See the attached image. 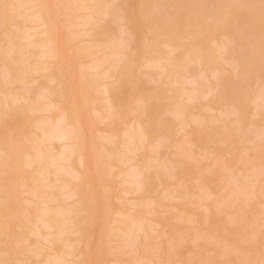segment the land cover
<instances>
[{
    "label": "rangeland",
    "instance_id": "1",
    "mask_svg": "<svg viewBox=\"0 0 264 264\" xmlns=\"http://www.w3.org/2000/svg\"><path fill=\"white\" fill-rule=\"evenodd\" d=\"M138 1L139 0H123L121 5H119L118 2L116 3V1H113V2L110 1L108 6H107V9L109 10L108 16H106L102 20L96 19L97 24H96V26H94L96 28H92L95 30H92L93 31L92 33H87V34H88V36L91 35L90 37L95 39L96 40L95 42H98L100 45H105V44L115 45V44L121 43V41L124 40V43L123 44L121 43V44L123 45V47H126L128 43L125 44L126 43L125 39L126 40L130 39V41L132 39L133 45L137 46L136 50L134 52H132L131 54L129 53L130 52L129 50H128V53H125V54H127V56L129 54V58L124 55V57L122 56L120 58V60H119L120 62H118V64L116 63V60L114 62L118 66V70L121 73L120 75L121 76L123 75L122 76V83L123 84L121 83L120 84L121 86L119 85L117 90L113 94V97H115V101H111V100L110 101L113 102V104H114V110L117 108L116 112L120 113V111H121L120 114H122V118L120 117V119L117 121L118 123L116 122V124L113 125L112 123H109L108 120H104L105 122H103V120L101 121L100 117L99 116L97 117L98 114L91 111V115L94 118L91 119L92 120V128L90 130L91 131L90 134L94 135L92 140L94 139L96 141V144H93L91 146L92 147L91 151H93V147L94 148L96 147L97 151L99 150L97 153H100V155L98 154L99 156L97 155L98 156L97 158H99L101 156V158H99V159L102 161L99 160L98 163L100 162V166H104L103 168H105L106 170L109 171V169H111L109 167H111L112 164H116L117 161L119 163V160L116 161L115 160L116 158L113 155L114 152L116 151V149L117 150L121 149L120 151H122V152H120L119 150L118 151L122 154V153H124L123 149L125 150L126 147L132 148V147H135L136 145H138V146L140 145L139 144L140 141H137V139H135V141H131L132 143L135 142L133 145H130V143L128 145V143L126 142V139L124 137L122 138L121 135L119 136L118 134H120V132L122 133V132L127 131V130H124V129H127V126H129V128H128L129 132L131 131L130 134L131 133L135 134L133 129L138 130V128L135 127L136 125H134V124H136V121L138 120V123H141V122L144 123V121H148V123L145 124V126H146L145 130L147 132V135H146V140L143 143V147L145 146L143 148V150L141 148L140 152L137 150V151H135V152L133 151L131 153H129L128 150H125V153H126V151H128V153H127L128 157H126L127 155L124 153L125 156H123V157H126V159L125 158L124 159L126 160V162L128 161L127 159H130L129 161L132 160L133 162H130L129 165L123 164L124 167L123 166L121 167V165L118 164L121 167L122 173H123V171L125 173L126 172L127 173H134V172L139 171V174H140L139 179L141 178L140 179V185L142 186V190L140 192L139 191L136 192L137 194L136 193L131 194V192L125 194V191H124V193H122V191L125 190L126 187H128L129 185L125 187V185L122 184L123 185L122 186L120 184L121 178H119V177H121V176L117 177V174H118L117 170L111 169L112 172L110 171L111 172V174H110L109 172H106L105 169H103L102 167H99L100 171L104 170V171H102L103 173L110 174L108 176L107 174L105 175L102 173L103 176L104 175L105 176L104 177L102 175L100 176V178L102 177L101 178L102 180H104L103 178H105L104 183H107L108 186H110V190L108 189L109 193H104V194H110L109 199L107 200V198H106V201H108L109 204L111 205L110 207L112 210L110 212H112V213L108 212L110 216L107 214L109 217L106 216L107 218H105V220H107L108 218H109L108 221H111L112 219H114L116 217L114 215L115 213L122 214V216L118 217L119 218L118 220H120L121 223H123V224H121L119 221H118L119 224H118V222H116L117 224L116 223L113 224L114 227H115V224L119 225L118 227H120L119 229H121V231H119V229H118V232L116 230H114L115 232L112 230L113 231L112 232V231H110V228L112 229L113 226L109 227V226H111V224H109V222L104 223L106 221L102 222V220H101V217H103L102 215L104 214L103 211H101L103 213L101 215V217L96 218L97 213H98V216H100L99 215V208L100 207L98 209H96L97 208L96 206H94V207H96L95 209H94V207H92L93 204H96L95 203L96 199L93 198L92 195L96 194V192H97V189H96L97 187H95L97 182H96V184L92 183L91 185H87V186L83 185V181L79 182V185H80L79 189L81 191H85V194H87L86 192L89 191V190L86 191L85 187H88L87 189H89L91 187V189H90V191L92 192L91 197L94 200H93L92 206H88V207H92L93 210H96L97 212H94L93 210H91V208H89V210H91V212L95 214L94 216L92 215V217H95V218L90 219L92 217H90L91 214H90V211L88 209H87V211L89 212V214L87 215V212L79 210L80 208L82 209L84 207L75 203V201H74L75 199L73 200L70 198L71 200H69V198L66 197V194L70 190V187H66V188L62 187V190H61L62 192H60V187L62 186V183L65 182L66 178H67L68 180L66 181V183H63L64 184L63 186H65V184H68L67 182H70L71 177L68 175H65V176H67V177H65L62 174L63 176L60 177V180H59L60 182H59V181H55V177L52 173L49 174L48 176H46L45 183L46 182L48 183V179H49L48 185L52 186V184H53V190L56 192H59L57 194H58V203L61 204L60 207L61 208L63 207V209H65V210L67 208L70 210H74V212L76 213V217L81 220L80 221L78 219L79 220L78 222H80V224L78 226H76V225L70 226L71 224L68 226V224L70 223L69 218H67V216H65L66 220L64 221V219H61L59 217L58 221L61 219V222L59 224L60 228H61V234L63 232L64 233L62 235H60L61 236L60 238L62 240L59 241L60 238L58 236L59 239L55 240L52 248L55 249L56 247H54V246H57L58 244H60L57 246L58 249H60L64 243L67 244L71 240V243H73V249H72L73 252L69 251V248L67 250L66 247H65V249L61 248L60 252L57 248H56V250H54V249H50V250L43 249L41 255L38 256L39 258L36 257L37 255H35V257H34V254H35L34 250L36 251L37 249L41 248V244H39L37 241H35V237L30 235L31 233L27 234V232H26V234L25 233L23 234V238H25V239H22L23 241L21 240L22 243H19L20 241L18 242L20 245L15 242L13 247L10 248V246L8 247V244L10 241V238L8 237V233L11 232V233L17 234L18 232H20V229L18 227L14 226L15 222H13V226L11 225L9 232H7L3 235L0 234V250L2 249L0 251L1 257H3V259H5V260L7 258L10 259L12 264H18L19 262H17V261H19V260L23 262V263L21 262L22 264H25V263L26 264H38L37 262H41L43 259L44 260L41 262V264H47V262L50 264L51 263L54 264L53 261L57 260L58 259L57 257H60L59 258L60 264L61 263L67 264L68 262H71V264H73L72 263V262H74L73 260H75L74 264H82L85 262L84 260H86V262L84 264H87V263L93 264V261H91V259L89 260L88 258L89 257L92 258L91 256H93V253L91 255L90 252H92L93 249H96L97 246L100 249V251H97V252H99V253L101 252L100 253L101 257L99 256V259L101 258V260L95 258L96 260H98L97 261L98 264H184V262H185V264H264V240H263L264 239V152H263L264 149L262 151V147H261V146H264V108L260 104L261 101H260V97H259L260 90L261 91H262V89L264 90V87H262V88L260 87L261 84H262V86H264L263 85V81H264V79H263L264 78V57H263L264 52L263 51L264 50H262V48H264V46L262 47V44H264V42L258 43L257 50L253 49V47H252L253 41L255 42L257 40V38L260 39V40L258 39L259 41L264 40V38H263L264 36H262L263 33H262V29H261L262 25H264V22H263V24L259 23L261 21V17L262 16L264 17V15H262L261 17H258L259 15H261V14L258 15V12H260V13L264 12V10H262V8L264 9V5H262V4H264V0H254V1L249 0L250 2L248 1L249 4H247V7H246V5L242 4V2L244 3L245 0L244 1L243 0L242 1L237 0L236 2H234L235 0H233L232 3H230L231 2L230 0H227V1H230V2H228L230 5L227 6L228 9L226 6H224V7H226V11L230 10L234 7L233 3L237 4V2H238V4H242V5H238V4L235 5L236 6L235 9L241 13V16H244V15L246 16L247 15L246 13H248L249 19H247V17L244 16L245 19L243 18L244 19L243 21H245V22L247 21V22L246 23L242 22V27L239 26V25H241V22L236 27V26H234V22L232 20L224 21L222 19V15H223V13H225V9L223 8V4H222V3L226 2L224 0H165V1H163V7L159 6L158 9H153V7H150V6L155 5L160 0H149L146 2L145 6L141 10H138V7H139L137 5ZM63 3H66V1L63 0ZM161 3H162V1H161ZM141 5L142 4H140L139 8H141ZM224 5H225V3H224ZM71 8H73V6H71ZM237 8L240 10H238ZM116 9L118 11L117 13H115ZM74 10H75V6H74ZM261 10H262V12H261ZM216 11H218V12H216ZM69 12H70V9L68 8L67 4L61 5L60 9H59L61 20H64ZM121 12L123 13L124 18L128 22V25L131 29L130 35L123 33L121 31L120 26H119V25H121V21H119L120 15L122 14ZM191 12L197 13L196 15H198L199 19L202 22L201 26L202 25L206 26L207 30L210 27L213 29V28H215V26L217 28L220 25L226 24V26L228 27V30H230L231 36L233 34V40L232 41H234V40L235 41L226 45V48L228 49L229 52L226 49L227 53L225 54V57L223 56L224 62L220 58H217L218 60L220 59L219 63H218V60L215 61L214 59H211L210 57H206V58H204L203 63L207 64L208 66L203 65L202 63L199 64V63L191 62V63H188V64L181 66L182 68L181 67H179V69L177 68V72L175 74H172V72H171L174 68L172 66H167L166 70L164 72H162L161 75L159 74L160 75L159 77L157 74L160 72L157 71L155 68H151V70H150L148 68L139 67L140 65L138 66V64H137V61L141 60L139 53H142V51H143L142 48H144L146 45H148L146 48L149 47L150 50L153 49V50H151V52L148 51V53H146V55L148 54L147 58H149L152 61L155 59L157 66L160 64L162 65L164 63V61H162V59L159 61H156V59L158 57H164L167 55L166 51H165L166 49H164L163 47H161L159 45V41L164 37V36L162 37L161 34H163V33L165 34V32L172 30V28H174V27L179 28L178 15L180 13H183L185 15L186 14L190 15ZM27 14L29 16V13H27ZM71 14L75 15L74 12H72ZM117 14H118V16H117ZM166 14H168V15H166ZM251 14H253V15L250 17ZM74 15H72L73 18H75ZM196 15H193V13H192V15H190V17L191 16L196 17ZM155 16H156V18H155ZM115 17H117V18L114 19ZM111 18H113V19H111ZM176 18H177V20H176ZM22 21H23V18H18V19L11 21V22H6L7 24H5L3 26L8 31L10 30L11 34H13V32L17 33L16 31H18L19 29L23 33V30L26 29L25 27L30 26V24L28 22H26L27 20L23 21V22ZM80 21H82V20L80 19V20H76L73 22H75L74 24H78V23H80ZM215 21H217V22L215 23ZM262 21H264V19ZM12 22H13V24H12ZM23 23H24V25H23ZM118 23H120V24H118ZM13 25H15L16 27H13ZM25 25H27V26H25ZM200 27L198 30H195V28L193 29V31L195 30L194 36L189 37L184 41L181 40L183 46L180 47V49H178L174 53V56H175L174 62L176 64H182V60H184V58H185L187 48L192 43H194V44L200 43L202 48H203L202 49L203 51H209V50H212L214 45H217L221 41L224 42L222 40L223 37L221 38V36L219 35V32H217V31L212 32V30H210V29H209V31L206 30V32H205L203 29H200ZM262 28L264 29V26ZM181 29H183V27ZM181 29L179 28V30H181ZM260 29H261L262 35L260 33ZM10 33H8L7 39L3 37L4 35H2V37L0 39V54H3L2 55L3 57L5 55L6 62L10 63L8 68L12 74H16L17 72H20L21 74L26 73L28 75V72L32 73L30 71L31 70L30 69L31 63L29 62L31 60L23 62V59L26 58V56H24V55L20 56L19 54H12L9 56L7 53L8 51L5 52L6 54L4 53V51H5L4 49H7L9 47L7 41L12 39V37H13V39H12L13 42L15 39V34L10 36ZM22 33L19 32L18 35H20V34L22 35ZM167 33H169V32H167ZM250 33L255 34V36H253L255 39L253 37H250V38H252V43H250V45L252 44L251 47L247 46L249 44V34ZM242 34L246 35V36H244L245 39L242 37ZM18 35L16 36V40H18L17 42H19L21 40V38H18ZM21 35L19 37H21ZM88 36L86 35L85 37H80L79 39L75 40L74 42H72L73 46H75V45L76 46L77 45L78 46H86L87 45L86 41L91 40V38ZM68 37L71 38L72 36L68 35ZM260 37H262V38H260ZM165 38H166V36H165ZM246 38L248 40H246ZM212 40H216V41L213 42ZM245 40L248 41V44H246L247 42H245ZM12 41L10 43L12 45H10V46L14 47L17 44H18V47L20 46L19 43H17L15 45ZM197 41H200V42H197ZM250 41H251V39H250ZM257 42H256V44H257ZM143 44H146V45L144 47H141ZM239 44L243 45V47L240 46ZM245 44H246V46H245ZM260 44H261V46H260ZM1 46L3 49H1ZM218 46H216V47H218ZM259 46L262 48H260ZM12 47H9V48L11 49ZM216 47H215V49H216ZM256 47L257 46L255 45V48ZM138 49L140 50V52H138ZM251 49H252V51H251ZM259 49L262 50V52L260 54L258 52ZM1 50H2V52H1ZM145 50H147V49H145ZM216 51H218V53H219V51H220L219 48H217ZM125 52H127V51L125 50ZM145 52H147V51H145ZM218 53L216 52V55H218ZM20 54H22V53H20ZM261 54H263V56H261ZM2 56H0V57L2 58ZM74 56L77 57V55L75 53H74ZM96 56H98V55H96ZM243 57H245V58H243ZM256 59H257V61H256ZM126 60H128V61H126ZM79 61H76V62L78 63ZM3 62H4L3 60H2V62L0 60V71L5 69V67H3L4 64H3V66H1ZM227 62H228V64H227ZM236 65H239V68L236 70H233L231 67H235ZM185 68H187V69H185ZM214 68H216L218 71H220V70L222 71V72H219L217 74V78L214 79V78L204 77V76L209 74V71H210L209 69L213 70ZM10 69H12V70H10ZM48 71L51 73V75L53 77H55V79H56L55 81L48 83L49 81L47 79H45V77H40L41 79L38 78L36 82L29 84L30 76L28 77L27 75H25V76H23L24 79L22 78L21 82L10 83L8 86H5V88L12 93H17L19 91H22L21 88H25V87L30 88L29 93H31V94L27 95V99L29 102L34 101V99L37 98V96H38L37 94H41L46 90L51 91V93H53L55 96H58L59 90L62 88V89H64V93L66 95V93H67L66 89L69 86V85H67L68 82L70 83V88H71V84H72L71 82L74 83L75 78L70 76V74H69L70 72L68 73L67 70L61 71V69H58L55 66L54 67L51 66L50 70H48ZM127 72L129 73V75ZM143 72H145V73H143ZM67 73L69 74L70 77L66 75ZM95 73L96 72L88 71V73L85 75V78L88 80H92L93 78L97 77ZM242 73H243V75H240ZM179 75L184 76V78L188 77L187 79H189L190 82L192 80H194V82L191 84L184 83L182 86L176 85L174 81L176 78L181 77ZM201 76L203 78H201ZM68 78L71 80H69ZM242 78H244V79H242ZM215 80H217L216 83H215ZM58 81L61 82L60 87L58 86ZM146 82H148V83H146ZM199 83L201 86L199 85ZM19 84H20V86H19ZM0 85H2V84H0ZM214 85H217V89H216L217 92L214 91L211 94H207V95L203 96V94H205L206 90H208L209 87H212ZM243 86H244V88L246 87L245 88L246 90L247 89L248 90L246 91L244 89V91H242ZM219 88H220V90L221 89L222 90L220 91ZM187 89H188V91H187ZM189 89H191V90H189ZM69 90L70 89L68 88V92H69ZM256 91H257V93H256ZM132 92H134V93L132 94ZM254 92L256 94L255 98H254ZM262 93H263V91H262ZM135 94L141 95L144 100H146V98L148 100V98H149V100H148L149 102L147 103L148 106L146 104V106L144 108L138 110L141 115L137 111L134 113L135 115L132 112L131 113L132 115L127 113L123 117L124 113L126 112V110H125L126 106L131 108L135 105L134 104V101H135L134 98L136 96ZM242 94H243V96H242ZM33 95H34V97H33ZM187 95L188 96L192 95L194 97V99L193 100L191 99L188 101H183V104L186 106V108L184 110V115H182V118L179 119V117L174 115V113H172L171 110H169L170 106H173V105H172V103H168L166 101V98L168 96L169 97L172 96L174 102H176V104H177L179 102H182V97L185 98V96H187ZM30 96H31V98H30ZM98 96H99V98H97V100H96L95 98ZM256 96H257V98H256ZM5 97H6V95H5ZM10 97H12V96L5 98V102H7L6 99H8V98L11 100ZM66 97H67V95H66ZM66 97H64V99H67ZM94 97H95L94 98L95 101H93L94 102L93 104H95V105L93 107L102 111L106 105L104 100L102 101L103 97L100 94L94 95ZM116 98H118V99H116ZM150 98H151V100H150ZM243 98H246V99H243ZM252 98H254L253 101H252ZM68 99H69V97H68ZM71 100L72 99H70V101L69 100H66V101L69 103V102H71ZM243 100H245V101H243ZM261 100H262V97H261ZM3 102H4V99H3ZM12 102H15V100H13ZM23 102L24 101H21L18 104L21 105ZM64 102L62 103L63 105H64ZM102 102L105 104H103ZM24 103H26V102H24ZM99 103H101V104H99ZM4 104L7 107L6 103L2 104L3 107H4ZM67 104H65L64 106H68ZM113 104L111 103V109L113 108V106H112ZM239 104H240V106H239ZM103 105H104V107H103ZM252 106H253V108L255 107V109H253ZM171 109H172V107H171ZM211 109H214L215 111L211 110ZM216 109H218V110L216 111ZM123 110H125V112ZM140 110H141V112H140ZM159 110H160V112H159ZM7 111H8V109H7ZM169 112H171V113L169 114ZM102 113H104V112L102 111ZM230 113H232V114H230ZM138 114H139V116H137ZM187 114H189V115H187ZM197 114L200 117L196 116ZM40 115L41 114H39L38 116H33V115L25 116V115H19V113L13 114V115L11 114V116H9L7 118L8 127H9V124H11L10 125V127H11L18 120H20L22 118L25 119V117H27L29 119V122L30 121L32 122V120L36 121L35 119L37 117H39ZM104 115H105V113H104ZM223 115H224V117H223ZM184 116H186V118ZM95 117H97V118H95ZM30 118H35V119H30ZM96 119H98V120L96 121ZM134 119H136V121ZM233 120H235L236 122L235 121L233 122ZM186 121H191V123L189 124V126H187L185 131L180 130V128L183 126L184 122H186ZM198 121H199V123H198ZM18 123H24V122L21 120V122H18ZM129 123L134 125V126H132V125L130 126ZM254 126H257V127H254ZM240 127H242V128H240ZM112 128H114V129H112ZM260 128L262 129L261 131H260ZM236 129H237V131H235ZM111 130H115L114 134L117 132L116 135L118 137H116V140L114 137H113L114 139L112 138V134H110V132H112ZM258 130H259V132H258ZM251 131H253V132H251ZM137 132H139V131H137ZM139 133L141 134V132H139ZM239 133L240 134L244 133V134L239 135ZM90 134H89V137L91 136ZM134 134H131V135L134 136ZM180 135H182V136H180ZM162 136H163V138H162ZM124 139H125V141H124ZM163 139H165V140H163ZM171 139L175 140L177 143L172 141ZM259 139L262 142L260 145H257V144H259ZM89 140H91V138ZM190 140H192V141H190ZM89 142H91V141H89ZM89 142H87V144L86 143L85 144L90 145ZM170 142H172V143H170ZM124 143H126L127 146H123V145L120 146V144H124ZM179 144H180V147H179ZM86 145L84 146V148H86V149L88 148V150L90 152L91 148L86 147ZM59 146L60 145H55V150H57ZM170 146H172V147H170ZM195 146L198 149V151L196 150ZM151 147L153 148V150L150 149ZM199 147L201 150L199 149ZM250 147H251V149H250ZM258 147H259V149H258ZM260 147H261V149H260ZM128 148H126V149H128ZM179 148H180V150H179ZM247 148H249L250 150L249 149L247 150ZM256 148H257V150H256ZM100 149L102 150V152L100 151ZM59 150H60V147H59ZM84 151H85V149H84ZM118 151H116V153ZM188 152L190 154L192 153V155H193L192 158H194L195 160H193L191 158V156H190V158L187 157V155H189ZM245 152H246V154H245ZM104 153H106V154H104ZM134 153H135V155H134ZM136 153H138V154H136ZM139 153L141 154L142 157L139 156ZM176 153H179V155H175ZM182 153H184V156H181ZM148 154H149V156H148ZM194 154L197 156V158ZM103 156H105V157H103ZM133 157L135 158V160H133L134 159ZM74 158H75L74 161H73V157H72L70 162H73L72 164H73L74 168L79 170L80 168L78 167V165H76L77 164L76 163V156ZM139 158H141V159H139ZM136 159H137V161H136ZM152 159H154V160L152 161ZM139 160H140V162H139ZM145 160H147V161H145ZM246 160L248 162H247V164L244 165V163H246ZM149 161H151V162L149 163ZM70 162H69V164H70ZM101 162L103 163V165ZM114 162H116V163H114ZM132 164H134V165H132ZM154 164H155V167H154ZM61 165H63V163H61ZM130 165H131V167H130ZM56 166L61 167L60 164H56ZM56 166L54 167L53 171H55L56 168H58ZM98 166H99V164H98ZM134 166H135V168H134ZM184 166H186L185 168L187 170L185 173L181 172ZM152 168H154V169H152ZM25 169H23V171L21 173H19L15 178H12L10 180L18 181V183H19V181H20L19 179L22 177L23 173L25 171H28V169H26V170ZM145 170H146V172H144ZM197 171H199V172H197ZM196 173H198L197 174L198 178H195ZM17 177H19V179ZM68 177H70V178H68ZM189 177L192 179H189ZM199 177H201L200 180H198ZM117 178H118V180H116ZM218 178H223L222 180L225 182L226 187L228 186L229 190H228V188L225 191L220 190V188L224 185V183L222 180H221L222 182H220V180H218ZM256 178L258 179V181ZM147 179H148V181H147ZM193 180H194V182H193ZM230 180H232V182ZM255 180L257 181V183ZM108 181H112L113 183L109 182L111 184L110 185L108 183ZM144 181H146V182H144ZM196 181H198L201 184H199ZM228 181H230V182H228ZM236 181L238 182V184ZM73 182L74 181H72V184L75 183V182L74 183ZM76 182H78V181H76ZM116 182H117V184H116ZM202 182H203V184L205 182L204 185H206V187L204 185H202ZM206 182H209V183L207 184ZM5 183H7L6 180L0 181V184H1L0 186H2ZM118 183H119V185H118ZM14 184L16 185L17 182ZM69 184H71V182ZM72 184H71V188L73 186ZM93 184L95 186H93ZM112 184H116L117 187H115L116 185L112 186ZM181 184H182V186H181ZM134 185H136V184H134ZM229 185H231V186H229ZM166 186L167 187L169 186V188H167ZM170 186H172V188ZM219 186H221V187H219ZM93 187L96 189V192L93 191V189H94ZM237 187H238V189H237ZM2 188L4 189V186H2ZM128 188H130V187H128ZM65 189H67V191L64 193ZM100 189H101V187H100ZM100 189H98V190L101 191ZM230 189L231 190L233 189V190L231 191ZM246 189H248V190H246ZM19 190L21 191L22 189L20 188ZM165 190H167V191H165ZM257 190H258V192H257ZM259 190H260V192H259ZM20 191H18V193H21ZM210 191H211V193H210ZM160 192H161V195L159 194ZM184 193H185V195H184ZM18 195H16V196H18ZM20 195H22V196H20ZM20 195H19L20 196L19 198H21L22 200H23V197H24V199H26L29 196V194L26 195L23 193H21ZM231 195H233V196H231ZM98 196H100V192H99ZM102 196L100 197L101 199H102ZM87 197H88V195H87ZM89 197H90V195H89ZM94 197H95V195H94ZM103 197H105V196H103ZM92 198H90V199H92ZM67 199H68V201H67ZM101 199H99V200L101 201ZM136 199L138 200V202ZM22 200H21V204L19 206V209L22 210V209L26 208L24 210L25 214L27 213L26 211L31 212L36 207L35 205L33 206V204L28 205L27 201L24 202ZM63 201H65V202H63ZM69 201H72V202L70 203ZM99 203H102V201ZM105 203H107V202H103V205ZM133 203H137L136 205H139V207H136L135 210L133 207ZM57 204L55 203L52 205L53 206L56 205L58 207L59 204L58 205ZM85 204L88 205L85 202L82 203V205L85 206L84 210H86V207H87ZM130 204H132V205H130ZM239 204H240V206H239ZM142 205H144V206H142ZM60 207H59V209H61ZM101 207H102V205H101ZM108 207L109 206H107V209H109ZM210 207H212L213 209ZM75 208H77V209L75 210ZM137 208H138V210H137ZM35 209L38 210L37 208H35ZM152 210H153V212H152ZM148 212L150 215L148 214ZM236 212L238 213V215ZM106 213L107 212H105L104 215H106ZM225 213H227V214H225ZM229 213L231 214V216ZM19 214H21V213H19ZM84 215H86L87 217ZM232 215L235 218H233ZM27 216H29L28 213H27L26 217ZM88 216H89V219L93 221V222L91 221L92 222L91 225H89L90 223L88 225L86 224V222H90V221H88L89 220ZM216 216H217V219H216ZM83 217H85V218H83ZM127 217L128 218L130 217V219H128ZM231 218H233V219H231ZM82 219H83V221H82ZM136 219H139V220L141 219V220L140 221L137 220V222L134 224H137L139 222H143L146 226L145 228H147V230L145 231V229H144V231L140 235H139V233H137L138 234L137 235L136 231H134L135 225H133V222ZM128 220H130V222ZM146 220H147V222L145 223ZM68 221H69V223H68ZM154 222L155 223L160 222L161 225L159 223V225L153 226ZM125 223H127V224H125ZM72 224H74V223H72ZM107 224H109V226ZM80 226L83 227L84 229L80 228ZM76 227L80 228V230H78L79 233L77 232ZM129 229H131L132 231ZM74 230L77 233H74ZM124 231H126V232L131 231L134 235L132 233L128 232L127 233V234H129V237H128V236H126L127 234ZM109 232H110V234H114V233L115 234L109 235ZM144 232H146V233H144ZM26 235L28 238L26 237ZM130 235H131V237H130ZM115 236L118 238H116ZM134 236H137V238L133 239ZM147 236H149V237H147ZM121 237H123V238H121ZM125 237H126V239H124ZM146 237L148 238V241H146L147 240ZM73 238H76L77 242H73L72 240H75ZM78 238L81 241H78L77 240ZM127 238H129V239H127ZM153 238H155V239H153ZM204 238H206V240H204ZM28 239H29V241H28ZM65 239H67L66 241H68V242L63 241ZM88 240L91 241V244H90V242L89 243L87 242ZM132 240L134 241V243H132L133 242ZM141 241L145 244L147 243L148 245L141 244ZM57 242H58V244H57ZM62 242H64V243L62 244ZM78 242H79V244H78ZM86 242L91 247H89ZM223 242H226L227 245H225V243L223 244ZM125 243H127L128 245H125ZM155 243L157 245H155ZM16 244H18V246ZM61 244H62V246H61ZM171 244L173 246H171ZM27 245H28V247H27ZM37 245L39 246V248ZM142 245L144 247L147 246V248H145V249L142 248L143 247ZM151 245H152V249H151ZM85 246L89 247V250H87L88 248ZM153 246H154V248H153ZM98 247H97V250H98ZM169 247H170V249L168 250ZM17 248L18 249L19 248L26 249L27 250L26 256L27 255L28 256L26 257L22 254H14L13 250L14 249L17 250ZM33 248H34V250H33ZM90 249H92V250L90 251ZM30 250H31V252H29ZM148 250H149V252H148ZM53 251L56 253L58 251L59 252L58 255L54 254ZM64 251L66 253L72 252V259L71 260H70L71 257L69 255H68L69 257L65 256L66 253ZM51 252H52V254H51ZM93 252H94V250H93ZM97 252H96V254H97ZM45 253H46V256H48V259H46L47 257L46 258L43 257V256H45ZM47 253H48V255H47ZM61 253H62V255H61ZM114 253H115V255H114ZM171 253H173V254H171ZM10 254H11V256H10ZM147 254H148V256H147ZM166 254H167V256H166ZM56 255H57V257H56ZM63 255L65 257V260H63V262H62L61 258L63 257ZM75 255H77V256H75ZM88 255H91V256L88 257ZM98 255L99 254H97V256ZM31 257H33V259H30ZM54 257L57 259H55ZM185 257H187V259ZM25 258H27V259L25 260ZM52 258H53V261H51ZM13 259H15V260H13ZM46 260H47V262H46ZM165 260H166V262H165ZM176 260H177V262H176ZM87 261H89V262H87ZM21 263H19V264H21Z\"/></svg>",
    "mask_w": 264,
    "mask_h": 264
},
{
    "label": "bare ground",
    "instance_id": "2",
    "mask_svg": "<svg viewBox=\"0 0 264 264\" xmlns=\"http://www.w3.org/2000/svg\"><path fill=\"white\" fill-rule=\"evenodd\" d=\"M66 3H63V0H0V39L2 37V35H4L3 37L4 38H8V33H10V30L8 31L3 25L7 24L6 22H11L15 19H18V18H23V21H26L30 24V26L28 27H25L23 30V33L22 31L18 30L20 33H22L21 37H19L20 35H18V31H16L17 33H14L11 34L10 33V36L14 35L15 34V39H14V42L12 41V39H10L15 45L17 43H19V47H18V44L14 47L10 46L12 44L11 41H7L8 43V46L9 47H12L11 49L8 47L7 49H4V53L6 51H8V55H12V54H19L20 56L21 55H24L26 56L25 59H23V62L25 61H29L31 64L30 66V71L32 73H29L28 72V75L26 73H23L21 74L20 72H17L16 74H12L10 71H9V62H6V57L4 55V57L2 56L3 54H0V56H2V58L0 59L1 62L2 60L4 61L2 63L1 66H4L5 69L0 71V181L2 180H6L7 183L3 184L2 186H4V189L2 188V186H0V234L3 235L7 232H9V229L11 227V225L13 226V222L14 223V226L18 227L20 229V232H18L17 234H14V233H11L9 232L8 233V237L10 238V241H9V244H8V247L10 246V248L13 247V245L16 243H22L21 240L22 239H25L23 238V234L27 232V234L31 233L30 235H32L33 237H35V241H37L39 244H41V248H38L36 251L34 250V257L35 255H37L36 257L40 256L41 253H42V250L43 249H54L52 248V246L54 245V242L55 240L59 239L62 235L61 234V228H60V222H61V219H64V221L66 220L65 216H67V218H69V221H68V226H78L80 224V222H78L80 219L76 217V213L74 212V210H70V209H63V207L61 208V204L58 203V194L59 192H56L53 190V184L52 186L48 185L49 183V179H48V183L46 182L45 183V180H46V176H48L49 174H53L54 177H55V181H59L60 180V177H62L63 175H68L70 177L71 180V184H72V181H74L72 184V188H71V184H69L70 182H67L68 184H65V186H63L64 184L63 183H66V181L68 180L66 178V181L62 183V186L60 187V192H62V187L63 188H66V187H70V190L68 191V193L66 194V197L69 198V200L71 199H75V203H77L78 205H81L82 207L85 208V206L82 205L83 202L87 203L88 205H86L87 207L88 206H92L93 204V198H95V203L96 204H93L92 207H94V209H98L99 207V215L98 216V213H97V217H101V215L105 212L106 215H102L103 217H101V220L102 222L104 223H107L109 222V224H111V226H109V224H107L109 227H112L114 223L116 222H120V220H118L119 216H122V214H119V213H115L114 215L116 216L114 219H112L111 221H108L105 220V218H107L106 216L109 215V213H112L110 212L112 209H111V205L109 204L108 201H106V198L107 200L109 199V195L110 194H104V193H109V190H110V186H108L107 183H104L105 182V178H103L104 180H102L100 178V176L105 173H103L102 171H100L99 167H104V166H100V162L98 163V161L100 160L99 158H101V156L99 158H97L100 153H97L98 151L96 150V147L94 148L93 147V151L92 150V145L93 144H96V141L92 138L94 135H91L90 134V130L92 128V115H91V111H93L94 113H97V117L99 116L100 117V120L103 122H105L104 120H108L109 123H112L113 125L116 124V122L120 119V117L122 118V114L121 111L120 113L116 112L117 108L114 110V104L113 102L111 101H115V97H113V94L114 92L117 90L118 86L122 83V76L120 75V71L118 70V62H120V58L124 55L127 56V54L125 53H128V50L130 51L129 53L131 54L132 52H134L136 50V47L137 46H134L133 43H132V39L130 41V39H125L127 46L126 47H123V43H124V40L121 41V43H118V44H115V45H100L98 42H95L96 40L91 38L87 33H92L93 31L92 30H95V29H92V28H96L94 26H96V19L98 20H102L103 18H105L106 16H108L109 14V10L107 9V6L109 4V2H113V1H116V3L118 2L119 5L122 4L123 0H65ZM149 1V0H139L137 2V5L140 7V4L141 5V8L138 7V10H141L143 9V7L145 6L146 2ZM162 1V3H161ZM163 1L165 0H160L158 3H154L155 5H152L150 7H153V9H158L159 6L163 7ZM226 2L225 5L224 3L223 4V8L225 9V13H223L222 15V19L224 21H229V20H232L234 22V26H238L241 22V26L242 27V22H245L243 21L245 18L244 16H241V13L239 11H237L235 8L238 4H234V9H230V10H227L226 11V7L229 6L230 3H232L233 0H230V1H227V0H224ZM237 0H235L234 2H236ZM242 1V0H241ZM244 1V0H243ZM249 0H245L244 3L242 2V4L246 5L247 7V4H249L248 2ZM254 1V0H253ZM214 2V1H213ZM248 2V3H247ZM228 5H227V4ZM68 5V8L70 9V12L68 13V15L66 16V18L64 20H61L60 18V13H59V9H60V6L61 5ZM151 4V3H150ZM162 4V5H161ZM242 4H238V5H242ZM117 5V4H116ZM264 5V4H262ZM71 6H73V8H71ZM74 6H75V10H74ZM112 6V5H111ZM115 6V5H114ZM226 6V7H224ZM218 7V6H217ZM232 7V6H231ZM238 7V6H237ZM220 9V8H219ZM228 9V7H227ZM238 9V8H237ZM249 9V8H248ZM74 10V11H73ZM113 10V9H112ZM240 10V9H238ZM262 10H264L262 8ZM261 10V12H262ZM188 11V10H187ZM243 11V10H242ZM72 12L75 13L74 14H71ZM112 12V11H111ZM114 12V11H113ZM117 9H116V12L117 13ZM120 12V11H119ZM189 12V11H188ZM218 12V11H216ZM240 14H238V13ZM245 12V11H244ZM247 12V11H246ZM29 13V16L28 14ZM114 13V14H115ZM122 13V12H121ZM196 15L197 13L195 12H191L190 15ZM263 13V14H262ZM258 12V17H261L262 15H264V12ZM27 16H26V15ZM120 14V13H119ZM125 14V13H124ZM247 15L245 17H247V19H249V15L248 13H246ZM75 18H73V16ZM168 15V14H166ZM188 15V16H187ZM189 14H183V13H180L178 15V25H179V28L181 29L183 27V29L179 30V28H172V30L170 31H167L165 32V34H161L162 35V39L159 41V45L161 47H163L164 49H166V56L164 57H158L156 59V61H159L162 59V61H164V63L161 65H158L156 64L155 62V59L152 61L150 60L149 58H147V55L146 53H148V51L151 52V49L150 48H146L148 45L146 44H143L141 47H145L142 48V53H139L140 54V58L141 60L137 61V64L139 67L141 68H148L151 70V68H155L157 71H159L160 73H158V77L162 74V72H164L166 70V67L167 66H172L174 69L171 71L172 74H175L177 72V68L179 69V67L185 65V64H188V63H191V62H195V63H199V64H203V65H206L208 66L207 64L203 63L204 61V58L206 57H210L211 59H214L215 61L218 60L217 58H220L223 62H224V57H225V54L227 53L226 52V45L227 44H230L231 42H234L232 41L233 40V34L231 36V33H230V30H228V27L226 26V24H223V25H220L216 28H209L210 30H212V32H219V35L221 36V38L223 37V41L224 42H220L218 43L217 45H214L212 50H209V51H203L202 49V46L200 43H192L188 46L187 48V51H186V54H185V58L184 60H182V64H176L174 61H175V56H174V53L175 51H177L178 49H180V47H182V42L181 40H186L187 38L189 37H192L194 36V31L195 30H198L199 27L201 26V20L199 19L198 15L195 16H191L190 17ZM215 15V14H214ZM253 14L250 15V17L252 16ZM257 15V14H256ZM116 16V15H115ZM118 16V14H117ZM18 17V18H17ZM85 17V18H84ZM127 17V16H126ZM101 18V19H100ZM117 17H115L114 19H116ZM136 18V17H135ZM156 18V16H155ZM244 18V19H243ZM82 20L80 21V23L78 24H74L75 22L73 21H76V20ZM113 19V18H111ZM119 19V18H118ZM213 19V18H212ZM264 19V17L262 16L261 17V21L259 23H262L264 21H262ZM177 20V18H176ZM19 21V20H18ZM22 21V22H23ZM110 21V20H109ZM116 21V20H115ZM119 21H121V25L120 28H121V31L127 35H130L131 34V29L128 25V22L126 21V19L124 18V15L123 13L120 15V19ZM144 21V20H143ZM217 21H215L216 23ZM247 22V21H246ZM245 22V23H246ZM77 23V22H76ZM111 23V22H110ZM141 23V22H140ZM206 23V22H205ZM244 23V24H245ZM13 24V22H12ZM11 24V25H12ZM120 24V23H118ZM21 25V24H20ZM24 25V23H23ZM110 25V24H109ZM22 26V25H21ZM27 26V25H25ZM182 26V27H181ZM226 26V27H225ZM264 25H262L263 27ZM7 27V26H6ZM10 27V26H9ZM13 27H16L15 25H13ZM75 27V28H74ZM154 27V26H153ZM202 27V28H201ZM200 29H203L205 32L207 30L206 26H201ZM261 27L262 29V33H261V29H260V33L262 36H264V29ZM117 28V27H116ZM195 28V30L193 31V29ZM255 28V27H254ZM9 29V28H8ZM11 29V28H10ZM15 29V28H14ZM209 29L207 31H209ZM215 29V30H214ZM12 30V29H11ZM91 31V32H90ZM18 35V38H21V42H17L18 40H16V36ZM251 34V33H250ZM249 34V44H248V40L246 38L245 42H247L246 44H248L247 46H250V43H252V38L250 37H253L255 36V34ZM68 35H71L72 37L69 38ZM88 36L91 38V40L89 41H86L87 45L86 46H73V43L75 40L79 39L80 37H85V36ZM109 35V34H108ZM107 35V36H108ZM7 36V37H6ZM9 36V37H10ZM166 36V38H165ZM244 36H246L245 34H242V37L244 38ZM143 37V36H142ZM141 37V38H142ZM132 38V37H131ZM140 38V37H139ZM254 38V37H253ZM262 38V37H260ZM264 38V37H263ZM214 39V38H213ZM235 39V38H234ZM245 39V38H244ZM251 39V41H250ZM255 39V38H254ZM259 38H257V40L254 42L253 41V49H256L258 48V43L261 42L263 43V41H259L258 40ZM5 40V39H4ZM16 40V41H15ZM136 41V40H135ZM147 41V40H146ZM213 42H215L216 40H212ZM258 41V42H257ZM16 42V43H15ZM152 42V41H151ZM197 42H200V41H197ZM219 42V41H218ZM257 42V44H256ZM22 43V44H21ZM85 43V44H86ZM245 44V46H246ZM219 45V46H218ZM240 45V44H239ZM255 45L257 46L255 48ZM218 46V47H216ZM229 46V45H228ZM227 46V47H228ZM243 47V45H240ZM261 46V44H260ZM259 46V47H260ZM264 46V44H262V47ZM216 47V49H215ZM260 47V48H262ZM152 48V47H151ZM217 48H219V53L217 50ZM1 49L2 46H1ZM147 49V50H145ZM125 50L127 52H125ZM262 50H264V48H262ZM261 49H259V54L262 52ZM147 51V52H145ZM158 51V50H157ZM218 53V55H216V52ZM228 51V49H227ZM252 51V49H251ZM2 52V50H1ZM138 52H140V50L138 49ZM229 52V51H228ZM256 52V51H255ZM264 52V51H263ZM22 53V54H20ZM74 53L77 55V57L74 56ZM6 54V53H5ZM158 54V53H157ZM98 55V56H96ZM150 55V54H149ZM7 56V55H6ZM23 56V57H24ZM218 56V57H217ZM220 56V57H219ZM224 56V57H223ZM261 56H263V54H261ZM129 58V54L127 56ZM264 57V56H263ZM16 58V57H15ZM138 58V57H137ZM245 58V57H243ZM14 59V58H13ZM219 59V60H220ZM80 60V61H79ZM116 60V63H114ZM219 60H218V63H219ZM226 60V59H225ZM10 61V60H9ZM76 61H79L78 63ZM128 61V60H126ZM257 61V59H256ZM81 62V63H80ZM211 62V61H210ZM236 62V61H235ZM209 63V62H208ZM215 63V62H214ZM26 64V63H25ZM228 64V62H227ZM241 65V64H240ZM245 65V64H244ZM51 66H55L56 68L58 69H61V71L63 70H67V72L70 74V76L74 77L75 80H74V83L71 82V88H70V83L68 82L67 85H69L67 87V97L64 93V89H60L59 90V94L58 96H55L53 93H51V91H44L43 93L41 94H37V98L34 99V101L32 102H29L28 99H27V95L28 94H31L29 93L30 92V88L28 87H25V88H21L22 91H19L17 93H12L10 92L9 90H7L5 88V86H8L10 83H14V82H21L22 78L24 79L23 76L27 75L28 77L30 76V81H29V84H32L34 82L37 81L38 78L40 77H45V79H47L50 83V82H53L55 81V77H53L51 75V73L48 71L50 70ZM187 66V65H186ZM229 66V65H228ZM1 68V69H2ZM12 68V67H11ZM126 68V67H125ZM136 68V67H135ZM182 68V67H181ZM233 70H236L239 68V65H236L235 67H231ZM187 69V68H185ZM12 70V69H10ZM181 70V69H180ZM183 70V69H182ZM209 74L204 76V77H209V78H217V74L219 72H222L221 70L218 71L216 68H214L213 70L209 69ZM48 71V72H47ZM88 71H92V72H96V78H93L92 80H88L85 78V75L88 73ZM186 71V70H185ZM200 71V70H199ZM46 72V73H45ZM184 72V71H183ZM197 72V71H196ZM195 72V73H196ZM45 73V74H44ZM66 74L67 76H69V74ZM128 73V72H127ZM145 73V72H143ZM186 73V72H185ZM188 73V72H187ZM191 73V72H190ZM246 73V72H245ZM253 73V72H252ZM94 74V75H95ZM160 74V75H159ZM192 74V73H191ZM129 75V73H128ZM143 75V74H142ZM178 75V74H177ZM240 75H243L240 74ZM247 75V74H246ZM255 75V74H254ZM69 76V77H70ZM125 76V75H124ZM181 76V75H179ZM186 77V76H185ZM131 78V77H130ZM188 77L184 78V76H181V77H178L175 79V84L176 85H183L184 83H188V84H191L194 82V80H192L190 82L189 79H187ZM201 78H203L201 76ZM255 78V77H254ZM41 79V78H40ZM69 79V78H68ZM160 79V78H159ZM205 79V78H204ZM244 79V78H242ZM264 79V78H263ZM20 80V81H19ZM46 80V81H47ZM71 80V79H69ZM72 80V81H73ZM88 80V81H87ZM130 80V79H129ZM258 80V79H257ZM45 81V82H46ZM217 80H215V83H216ZM263 81V80H262ZM24 82V81H23ZM22 82V83H23ZM255 82V81H254ZM28 83V82H27ZM131 83V82H130ZM148 83V82H146ZM218 83V82H217ZM47 84V83H46ZM123 84V83H122ZM28 85V84H27ZM200 85V83H199ZM263 85H264V81H263ZM20 86V84H19ZM30 86V85H29ZM34 86V85H33ZM58 86L60 87L61 86V82L58 81ZM121 86V85H120ZM201 86V85H200ZM53 87V86H52ZM199 87V86H198ZM219 87V86H218ZM261 88L264 87L260 86ZM5 88V89H4ZM68 88L70 89L69 92H68ZM180 88V87H179ZM246 88V87H245ZM244 86H243V90L244 91ZM44 89V88H43ZM51 89V88H50ZM207 89V88H206ZM217 89V85H214L212 87H209L208 90H206L205 94H203V96L207 95V94H211L213 93L214 91H216ZM119 90V89H118ZM191 90V89H189ZM220 90V88H219ZM222 90V89H221ZM220 90V91H221ZM246 90V89H245ZM248 90V89H247ZM246 90V91H247ZM260 90V89H259ZM188 91V89H187ZM263 91V93H262ZM262 91L260 90V94H259V97H260V104L262 105V107L264 108V90L262 89ZM33 92V91H32ZM42 92V91H41ZM135 92V91H134ZM132 92V94L134 93ZM145 92V91H144ZM223 92V91H222ZM184 93V92H183ZM257 93V91H256ZM69 94V95H68ZM97 94H100L103 99L102 101L104 100V102L106 103L105 105V110L103 109L102 111L105 113H102L101 110L97 109V108H94L93 106L95 104H93L95 101V99L97 100L98 97H94V95H97ZM120 94V93H119ZM190 94V93H189ZM244 94V93H243ZM242 94V96H243ZM6 95V97H5ZM8 95V96H7ZM135 101H134V106L129 108L128 106H126L125 110H123L125 113L123 115V117L125 116V114L129 113L131 114L133 112V114L135 112H137L139 109H142L146 106V104L149 102V98L147 100H144L143 97L139 94H135ZM159 95V94H158ZM217 95V94H216ZM221 95V94H220ZM255 92H254V98H255ZM9 96H12L10 97L11 100L8 98L6 99L7 102H5V98L9 97ZM123 96V95H122ZM150 96V95H149ZM219 96V95H218ZM217 96V97H218ZM245 96V95H244ZM34 97V95H33ZM64 97H66L67 99H64ZM69 97V99H68ZM180 97V96H179ZM216 97V98H217ZM253 97V96H252ZM261 97H262V100H261ZM31 98V96H30ZM95 98V99H94ZM210 98V97H209ZM234 98V97H233ZM247 98V97H246ZM246 98H243V99H246ZM254 98H252V101L254 100ZM257 98V96H256ZM3 99H4V102H3ZM64 99V100H63ZM71 102H67L66 100H69ZM113 99V100H112ZM118 99V98H116ZM193 100L194 97L192 95H187L185 96V98L182 97V102H179L176 104V102H174L173 100V97H167L166 98V101L168 103H172L173 106H170V109L172 113H174V115H176L177 117H179V119L182 118V115H184V110L186 108V106L183 104V101H188V100ZM218 99V98H217ZM13 100H15V102H12ZM111 100V101H110ZM151 100V98H150ZM204 100V99H203ZM221 100V99H220ZM219 100V101H220ZM224 100V99H223ZM228 100V99H227ZM258 100V99H257ZM21 101H24L26 103H22L21 105H19L18 103L21 102ZM65 101V102H64ZM99 101V100H98ZM124 101V100H123ZM240 101V100H239ZM245 101V100H243ZM250 101V100H249ZM9 102V103H8ZM64 102V105L67 104L68 106H64L62 103ZM178 102V101H177ZM207 102V101H206ZM257 102V101H256ZM3 103H6L7 107L5 106L4 104V107H3ZM11 103V104H10ZM14 103V104H13ZM103 103V102H102ZM103 103V104H105ZM111 103L113 104V108L111 109ZM115 103V102H114ZM120 103V102H119ZM211 103V102H210ZM101 104V103H99ZM241 104V103H240ZM239 104V106H240ZM257 104V103H256ZM10 105V106H9ZM15 105V106H14ZM236 105V104H235ZM13 108H12V107ZM148 106V104H147ZM3 107V108H2ZM10 107V108H9ZM104 107V105H103ZM124 107V106H123ZM129 109H128V108ZM172 107V109H171ZM205 107V106H204ZM223 107V106H222ZM147 108V107H146ZM253 108V106H252ZM5 109V110H4ZM8 109V111H7ZM10 109V110H9ZM101 109V108H100ZM255 109V107L253 108ZM211 110H214V109H211ZM218 109H216L217 111ZM215 111V110H214ZM141 112V110H140ZM160 112V110H159ZM163 112V111H162ZM161 112V113H162ZM169 112V114L171 113ZM189 112V111H188ZM211 112V111H210ZM245 112V111H244ZM251 112V111H250ZM253 112V111H252ZM19 113V115H25V116H28V115H33V116H38L39 114H41L39 117H37L36 119L35 118H30V119H35L36 121H33L32 122L30 121L29 122V119L27 117L22 118L20 120H18L16 123H14L11 127L9 124V127H8V123H7V118L9 116H11V114H17ZM139 113V111H138ZM197 113V112H196ZM140 114V113H139ZM139 114L137 116H139ZM228 114V113H227ZM232 114V113H230ZM242 114V113H241ZM244 114V113H243ZM43 115V116H42ZM132 115V114H131ZM135 115V114H134ZM141 115V114H140ZM189 115V114H187ZM196 116H199L198 114ZM14 117V116H13ZM12 117V118H13ZM17 117V116H16ZM20 117V116H19ZM95 117V118H97ZM186 118V116H184ZM200 117V116H199ZM224 117V115H223ZM27 118V119H26ZM188 118V117H187ZM202 118V117H201ZM214 118V117H213ZM18 119V118H17ZM16 119V120H17ZM38 119V120H37ZM137 119V118H136ZM136 119H134L136 121ZM160 119V118H159ZM215 119V118H214ZM21 120L24 122V123H18V122H21ZM98 119H96L97 121ZM145 120V119H144ZM194 120V119H193ZM204 120V119H203ZM219 120V119H218ZM94 121V120H93ZM107 121V122H108ZM162 121V120H161ZM180 121V120H179ZM217 121V120H216ZM222 121V120H221ZM235 120H233L234 122ZM29 122V123H28ZM106 122V123H107ZM182 122V121H181ZM236 122V121H235ZM12 123V122H11ZM118 123V122H117ZM134 123V122H133ZM148 123V121H144L141 122V123H138V120L136 121V125L135 127L138 128L137 129H133L135 134L134 133H131V134H134L131 135L130 132H129V126H127V129H124V130H127L125 132H120V134H118L119 136L121 135V137L125 138L126 139V142L130 143V145H133L134 143H132L131 141H135V139H137V141H140L139 142V146L136 145L135 147H132V148H128L125 150H128L129 153L131 152H135V151H139L143 150V143L145 142L146 140V135H147V132H146V126L145 124ZM191 123V121H186L184 122L183 126L180 128V130L182 131H185V129L187 128V126H189V124ZM199 123V121H198ZM130 124V123H129ZM162 124V123H161ZM231 124V123H230ZM239 124V123H238ZM251 124V123H250ZM132 124H130L131 126ZM132 125V126H134ZM158 125V124H157ZM254 125V124H253ZM252 125V126H253ZM152 126V125H151ZM198 126V125H197ZM134 127V128H135ZM234 127V126H233ZM236 127V126H235ZM246 127V126H245ZM254 127H257V126H254ZM253 127V128H254ZM7 128V129H6ZM229 128V127H228ZM242 128V127H240ZM249 128V127H248ZM114 129V128H112ZM154 129V128H153ZM259 129V128H258ZM118 130V129H117ZM123 130V131H124ZM131 130V129H130ZM132 130V131H133ZM246 130V129H245ZM262 129L260 128V131ZM112 132H110V134H112V138L114 137L115 140H116V137H118L116 135V133L114 134L115 130H111ZM141 132V134L139 132ZM173 131V130H172ZM237 131V129L235 130ZM202 132V131H201ZM246 132V131H245ZM253 132V131H251ZM259 132V130H258ZM179 133V132H178ZM237 133V132H236ZM89 134L92 136L89 137ZM106 134V133H105ZM108 134V133H107ZM109 134V135H110ZM130 134V135H129ZM186 134V133H185ZM188 134V133H187ZM244 134V133H242ZM239 133V135H242ZM248 134V133H247ZM255 134V133H254ZM263 134V133H262ZM175 135V134H174ZM252 135V134H251ZM259 135V134H258ZM182 136V135H180ZM89 137V138H88ZM88 138V139H87ZM91 138V140H89ZM113 138V139H114ZM132 138V139H131ZM163 138V136H162ZM226 138V137H225ZM256 138V137H255ZM109 139V138H108ZM119 139V138H118ZM124 139V141H125ZM261 139V138H260ZM259 139V144L257 145H260L262 141H260ZM86 140V141H85ZM88 140V141H87ZM165 140V139H163ZM168 140V139H167ZM172 140V139H171ZM179 140V139H178ZM91 141V142H89ZM93 141V142H92ZM174 142H176L175 140H172ZM181 141V140H180ZM192 141V140H190ZM223 141V140H222ZM87 142L90 143V145H86ZM119 142V141H118ZM123 142V141H122ZM121 142V143H122ZM179 142V141H178ZM185 142V141H184ZM187 142V141H186ZM252 142V141H251ZM250 142V143H251ZM255 142V141H254ZM86 143V144H85ZM92 143V144H91ZM172 143V142H170ZM177 143V142H176ZM223 143V142H222ZM253 143V142H252ZM117 144V143H116ZM149 144V143H148ZM229 144V143H228ZM55 145H60V150H59V147H58V151L55 150ZM86 145V147H89L91 148L90 149V152L88 150V148H84V146ZM115 145V144H114ZM119 145V144H118ZM123 145V146H127L126 143L124 144H120V146ZM155 145V144H154ZM161 145V144H160ZM164 145V144H163ZM184 145V144H183ZM197 145V144H196ZM200 145V144H199ZM252 145V144H251ZM255 145V144H254ZM95 146V145H94ZM166 146V145H165ZM192 146V145H191ZM172 147V146H170ZM179 147H180V144H179ZM252 147V146H251ZM250 147V149H251ZM262 147V151H263V147L264 146H261ZM260 147V149H261ZM98 148V147H97ZM124 148V147H123ZM161 148V147H160ZM196 148V146H195ZM85 149V151H84ZM99 149V148H98ZM116 149V148H115ZM150 149L153 150V148L151 147ZM168 149V148H167ZM177 149V148H176ZM175 149V150H176ZM183 149V148H182ZM187 149V148H186ZM200 149V147H199ZM249 148H247L248 150ZM249 149V150H250ZM259 149V147H258ZM119 150V149H118ZM116 149V151H118ZM121 150V149H120ZM119 150V151H120ZM125 150L123 149V152L125 153ZM151 150V151H152ZM180 150V148H179ZM196 150L198 151V149L196 148ZM201 150V149H200ZM257 150V148H256ZM100 151L102 152V150L100 149ZM116 151L114 152V156H115V160H119V163L117 161L114 162L116 164H112L111 168L112 170H117L118 174H117V177L118 176H121L119 178H121V182L120 184L122 185H125L130 187H126L125 190L122 191V193H124L125 191V194L127 193H136V192H140L142 190V186L140 185V174H139V171L138 172H134V173H125L123 171L122 173V170H121V167L125 164L129 165L130 162H133L132 160L129 161L130 159H127L128 161L126 162V157H128L127 153L128 151H126V157H123L125 156L124 153H120L122 151H118L116 153ZM148 152V151H147ZM179 152V151H178ZM203 152V151H202ZM261 152V151H260ZM264 152V151H263ZM97 153V154H96ZM198 153V152H197ZM99 154V155H98ZM106 154V153H104ZM138 154V153H136ZM147 154V153H146ZM189 155H187L188 158H192V153L190 154L188 152ZM199 154V153H198ZM246 154V152H245ZM244 154V155H245ZM98 155V156H97ZM135 155V153H134ZM155 155V154H154ZM175 155H179V153H176ZM181 155V154H180ZM195 155V154H194ZM252 155V154H251ZM76 156V165H78V167L80 168L79 170L75 169L74 166H73V162H70L71 161V158L73 157V161H74V157ZM110 156V155H109ZM137 156V155H136ZM139 156H141V154L139 153ZM149 156V154H148ZM147 156V157H148ZM165 156V155H164ZM163 156V157H164ZM181 156H184V153H182ZM196 156V155H195ZM105 157V156H103ZM142 157V156H141ZM179 157V156H178ZM200 157V156H199ZM205 157V156H204ZM251 157V156H250ZM254 157V156H253ZM109 158V157H108ZM118 158V159H117ZM125 158V159H124ZM134 158V157H133ZM138 158V157H137ZM145 158V157H144ZM197 158V156H196ZM240 158V157H239ZM141 159V158H139ZM148 159V158H147ZM168 159V158H167ZM193 160H195L194 158H192ZM206 159V158H205ZM112 160V159H111ZM135 160V158L133 159ZM154 159H152L153 161ZM187 160V159H186ZM102 161V160H100ZM104 161V160H103ZM137 161V159H136ZM147 161V160H145ZM180 161V160H179ZM204 161V160H203ZM239 161V160H238ZM70 162V164H69ZM126 162V163H125ZM135 162V161H134ZM140 162V160H139ZM151 161H149L150 163ZM184 162V161H183ZM189 162V161H188ZM200 162V161H199ZM247 160H246V163L247 164ZM61 163H63V165H61ZM102 163V162H101ZM148 163V164H149ZM56 164H60L61 167H58L56 166ZM99 164V166H98ZM106 164V163H105ZM111 164V163H110ZM120 164L121 167L118 165ZM124 164V165H123ZM152 164V163H151ZM159 164V163H158ZM188 164V163H187ZM103 165V163H102ZM134 165V164H132ZM141 165V164H140ZM145 165V164H144ZM160 165V164H159ZM162 165V164H161ZM262 165V164H261ZM58 167L56 168L55 171L54 170V167ZM110 166V165H109ZM190 166V165H189ZM131 167V165H130ZM137 167V166H136ZM141 167V166H140ZM154 167H155V164H154ZM173 167V166H172ZM186 166L183 167L182 171L183 173H185L187 170L185 168ZM28 169V171H25L22 175V179L19 177H17L20 181L18 183V181H12L10 179L12 178H15L19 173H21L23 171V169ZM31 168V169H30ZM101 168V169H102ZM135 168V166H134ZM143 168V167H142ZM146 168V167H145ZM161 168V167H160ZM166 168V167H165ZM168 168V167H167ZM25 169V170H26ZM30 169V170H29ZM105 169V168H103ZM111 169L106 170V172H109L111 174ZM120 169V170H119ZM127 169V168H126ZM138 169V168H137ZM136 169V170H137ZM140 169V168H139ZM154 169V168H152ZM162 169V168H161ZM160 169V170H161ZM172 169V168H171ZM181 169V168H180ZM179 169V170H180ZM119 170V171H118ZM111 171V172H110ZM126 171V170H125ZM128 171V170H127ZM174 171V170H173ZM146 172V170L144 171ZM160 172V171H159ZM178 172V171H177ZM199 172V171H197ZM103 173V174H102ZM166 173V172H165ZM63 174V175H62ZM107 174V173H106ZM105 174V175H106ZM110 174H107L108 176ZM170 174V173H169ZM168 174V175H169ZM197 174L196 173V177L195 178H198L197 177ZM209 174V173H208ZM104 175V176H105ZM167 175V176H168ZM181 175V174H180ZM254 175V174H253ZM257 175V174H256ZM103 176V177H104ZM171 176V175H170ZM225 176V175H224ZM67 177V176H65ZM220 177V176H219ZM223 177V176H222ZM254 177V176H253ZM201 177H199L198 180H200ZM247 178V177H246ZM52 179V178H51ZM165 179V178H164ZM189 179H192L189 177ZM223 178H218V180H220V182H222ZM257 179V178H256ZM118 180V178L116 179ZM115 180V181H116ZM146 180V179H145ZM157 180V179H156ZM222 180V181H221ZM236 180V179H235ZM54 181V180H53ZM78 181V182H76ZM82 182L83 181V185L87 186V185H91L92 183L96 184V186L93 184V186L97 187V192H96V189L94 188L93 191L96 192V194H93L92 195V192L90 191L91 187L89 189H87L88 187H85V190H89L88 192H86L87 194H85V191H81L79 188H80V185H79V182ZM85 181V182H84ZM93 181V182H92ZM95 181V182H94ZM103 181V182H102ZM148 181V179H147ZM176 181V180H175ZM216 181V180H215ZM214 181V182H215ZM232 182V180H230ZM228 181V182H230ZM256 181V180H255ZM258 181V179H257ZM256 181V183H257ZM5 182V181H4ZM17 184L15 185L14 183ZM60 182V181H59ZM107 182V181H106ZM111 182L113 183L112 181H108V183ZM143 182V181H142ZM146 182V181H144ZM194 182V180H193ZM198 182V181H196ZM218 182V181H217ZM237 182V181H236ZM253 182V181H252ZM251 182V183H252ZM149 183V182H148ZM199 183V182H198ZM207 184L209 182H206ZM212 183V182H211ZM224 185L220 188V190H223L225 191L228 186L226 187V184L225 182L223 181ZM105 184V185H104ZM107 184V185H106ZM110 184V183H109ZM117 184V182H116ZM116 184H112L113 185H116ZM133 184V185H132ZM136 184V185H134ZM162 184V183H161ZM201 184V183H199ZM205 184V182H204ZM203 182H202V185H204ZM213 184V183H212ZM229 184V183H228ZM227 184V185H228ZM238 184V182H237ZM255 184V183H254ZM1 185V184H0ZM60 185V184H59ZM58 185V186H59ZM111 185V184H110ZM119 185V183H118ZM122 185V186H123ZM148 185V184H147ZM218 185V184H217ZM220 185V184H219ZM235 185V184H234ZM246 185V184H245ZM253 185V184H252ZM258 185V184H257ZM83 186V187H84ZM132 186V187H131ZM182 186V184H181ZM206 187V185H204ZM231 186V185H229ZM101 187V189H100ZM117 187V185L115 186ZM167 187V186H166ZM172 188V186H170ZM178 187V186H177ZM233 187V186H232ZM255 187V186H254ZM257 187V186H256ZM22 189L21 191L19 189ZM55 188V187H54ZM124 188V187H123ZM169 188V186L167 187ZM166 188V189H167ZM180 188V187H179ZM183 188V187H182ZM258 188V187H257ZM56 189V188H55ZM69 189V188H68ZM98 189H100L101 191H99ZM103 189V190H102ZM109 189V190H108ZM116 189V188H115ZM165 189V188H164ZM163 189V190H164ZM181 189V188H180ZM184 189V188H183ZM219 189V188H218ZM238 189V187H237ZM57 190V189H56ZM219 190V191H220ZM229 190V188H228ZM231 190V189H230ZM233 190V189H232ZM231 190V191H232ZM248 190V189H246ZM18 191H20L21 193L23 194H29V196L24 199L23 197V200L21 198H19L21 193H18ZM67 191V189H65L64 193ZM104 191V192H103ZM108 191V192H107ZM167 191V190H165ZM190 191V190H189ZM209 191V190H208ZM253 191V190H252ZM83 194H82V193ZM99 192H100V196L99 195ZM162 192V191H161ZM161 192L159 193L161 195ZM258 192V190H257ZM260 192V190H259ZM89 193V194H88ZM98 193V194H97ZM179 193V192H178ZM187 193V192H186ZM208 193V192H207ZM211 193V191H210ZM246 193V192H245ZM250 193V192H249ZM20 196H19V195ZM62 194V193H61ZM137 194V193H136ZM18 195V196H16ZM90 197L88 198L87 197ZM92 195V197H91ZM95 195V197H94ZM105 197H103V196ZM172 195V194H171ZM185 195V193H184ZM210 195V194H209ZM213 195V194H212ZM244 195V194H243ZM259 195V194H258ZM65 196V195H64ZM98 196V197H97ZM102 196V199L100 198ZM132 196V195H131ZM202 196V195H201ZM233 196V195H231ZM186 197V196H185ZM184 197V198H185ZM205 197V196H204ZM19 198V199H18ZM71 198V199H70ZM92 198V199H90ZM104 198V199H103ZM229 198V197H228ZM99 199H101L102 203H99L101 202ZM144 199V198H143ZM148 199V198H147ZM177 199V198H176ZM225 199V198H224ZM234 199V198H233ZM236 199V198H235ZM21 200L24 201V202H28V205L29 204H33V206L35 205L38 210H36L35 208L29 212V211H26L28 213L29 216L26 217L27 213L25 214L24 210L26 209H22L20 210L19 209V206L21 204ZM72 200V201H73ZM91 200V201H90ZM137 200V199H136ZM189 200V199H188ZM61 201V200H60ZM68 201V199H67ZM72 201H69L70 203ZM232 201V200H231ZM65 202V201H63ZM103 202H107L105 203L104 206L103 205ZM138 202V200H137ZM184 202V201H183ZM187 202V201H186ZM57 204L58 207L56 205H52V204ZM67 203V202H66ZM65 203V204H66ZM91 203V204H90ZM144 203V202H143ZM230 203V202H229ZM228 203V204H229ZM64 204V203H63ZM90 204V205H89ZM98 204V205H97ZM137 203H133V207H134V210L136 207H139V205H136ZM140 204V203H139ZM215 204V203H214ZM243 204V203H242ZM100 205V206H99ZM102 205V207H101ZM132 205V204H130ZM141 205V204H140ZM149 205V204H148ZM233 205V204H232ZM75 206V205H74ZM107 206H109L107 209ZM144 206V205H142ZM216 206V205H215ZM237 206V205H236ZM240 206V204H239ZM27 207V206H26ZM29 207V206H28ZM59 207L61 209H59ZM76 207V206H75ZM86 207V210H84V208H78L79 210H82V211H85L87 212V215L89 214V212L87 211V209L89 210V208H91V210H93L92 207ZM75 208V210L77 209ZM212 208V207H210ZM217 208V207H216ZM213 209V208H212ZM236 209V208H235ZM36 210V211H35ZM90 211V214L92 217V215L94 216L95 214L92 213ZM108 210V211H107ZM138 210V208H137ZM136 210V211H137ZM217 210V209H216ZM220 210V209H219ZM231 210V209H230ZM94 212H97L96 210H93ZM103 211V213L101 212ZM226 211V210H225ZM109 212V213H108ZM132 212V211H131ZM151 212V211H150ZM153 212V210H152ZM219 212V211H218ZM231 212V211H230ZM244 212V211H243ZM21 213V214H19ZM24 213V214H23ZM84 213V212H83ZM127 213V212H126ZM223 213V212H222ZM237 213V212H236ZM108 214V215H107ZM149 214V212H148ZM215 214V213H214ZM224 214V213H223ZM227 214V213H225ZM230 214V213H229ZM25 215V216H24ZM83 215V214H82ZM112 215V214H111ZM131 215V214H130ZM150 215V214H149ZM238 215V213H237ZM86 216V215H84ZM110 216V215H109ZM108 216V217H109ZM218 216V215H217ZM217 216H216V219H217ZM231 216V214H230ZM236 216V215H235ZM59 217L61 218L59 221ZM79 217V216H78ZM87 217V216H86ZM213 217V216H212ZM233 217V215H232ZM242 217V216H241ZM85 218V217H83ZM95 217H92L90 219H93ZM103 218V219H102ZM128 218V217H127ZM132 218V217H131ZM235 218V217H233ZM231 218V219H233ZM237 218V217H236ZM79 219V220H78ZM88 219H89V216H88ZM88 220L90 222H86V224L88 225H91L92 224V220ZM130 219V217L128 218ZM214 219V218H213ZM57 220V221H56ZM137 220L139 219H136L134 220L133 222V225H135V230L136 231V234L139 233V235L144 231L147 230V228H145V224L143 222H139L137 224H134L137 222ZM141 220V219H140ZM139 220V221H140ZM186 220V219H185ZM184 220V221H185ZM191 220V219H190ZM63 221V222H64ZM81 221V220H80ZM83 221V219H82ZM92 221V222H91ZM130 222V220H128ZM132 221V220H131ZM144 221V220H143ZM59 222V223H58ZM62 222V223H63ZM118 222V224H119ZM147 222V220L145 221V223ZM233 222V221H232ZM251 222V221H250ZM74 223V224H72ZM160 222H154L153 226H157L159 225ZM194 223V222H193ZM234 223V222H233ZM253 223V222H252ZM67 224V223H66ZM117 224V223H116ZM115 224V227L113 226L112 229L110 228V231H114L116 230L118 232V229L120 227H118L119 225H116ZM123 224V223H121ZM120 224V225H121ZM127 224V223H125ZM249 224V223H248ZM65 225V224H64ZM132 225V226H133ZM161 225V223H160ZM249 226V225H248ZM85 227V226H84ZM87 227V226H86ZM107 227V226H106ZM122 227V226H121ZM131 227V226H130ZM150 227V226H149ZM77 228V227H76ZM80 228H83L80 226ZM80 228H77V232L79 233L78 230H80ZM126 228V227H125ZM132 228V227H131ZM71 229V228H70ZM84 229V228H83ZM134 229V228H133ZM149 229V228H148ZM154 229V228H153ZM63 230V229H62ZM131 230V229H129ZM16 231V230H15ZM112 231V232H113ZM119 231H121V229H119ZM132 231V230H131ZM129 232V233H132V232ZM75 230H74V233H77ZM108 232V231H107ZM115 232V231H114ZM126 232V231H124ZM126 232V234L128 233ZM123 233V232H122ZM135 233V232H134ZM146 233V232H144ZM115 234V233H114ZM114 234H110L109 232V235H114ZM117 234V233H116ZM133 234V233H132ZM131 234V235H132ZM71 235V234H70ZM81 235V234H80ZM120 235V234H119ZM130 235V237H131ZM134 235V234H133ZM138 235V234H137ZM29 236V235H28ZM59 236V238H58ZM125 236V235H124ZM126 236L129 237V234H127ZM182 236V235H181ZM27 237V235H26ZM30 237V236H29ZM112 237V236H111ZM116 237V236H115ZM149 237V236H147ZM146 237V238H147ZM8 238V239H9ZM28 238V237H27ZM77 238V237H76ZM76 238H73L75 240H72L73 242H77L76 241ZM91 238V237H90ZM118 238V237H116ZM123 238V237H121ZM134 238H137V236H134ZM140 238V237H139ZM126 239V237L124 238ZM129 239V238H127ZM145 239V238H144ZM155 239V238H153ZM200 239V238H199ZM62 240L61 238L59 239V241ZM67 239L63 240V241H66ZM78 241H81L79 240V238L77 239ZM136 240V239H135ZM180 240V239H179ZM194 240V239H193ZM198 240V239H197ZM204 240H206V238H204ZM264 240V239H263ZM23 241V240H22ZM29 241V239H28ZM123 241V240H122ZM133 241V240H132ZM143 241V240H142ZM141 241V244H145ZM148 241V238L147 240ZM145 241V242H146ZM181 241V240H180ZM224 241V240H223ZM68 242V241H66ZM88 243L90 242L91 244V241H87ZM86 242V243H87ZM126 242V241H125ZM137 242V241H136ZM140 242V241H139ZM158 242V241H157ZM18 243V244H19ZM24 243V242H23ZM64 242H62L63 244ZM81 243V242H80ZM87 243V245H88ZM134 243V241L132 242ZM225 243V245H227L226 242H223V244ZM18 244H16L18 246ZM36 244V243H35ZM58 244V242H57ZM61 244V246H62ZM79 244V242H78ZM20 245V244H19ZM60 245V244H58ZM57 245V246H58ZM76 245V244H75ZM125 245H128L127 243H125ZM145 245H148L147 243ZM155 245H157L155 243ZM57 246H54L58 249ZM78 246V245H77ZM89 247H91L90 245H88ZM143 246V245H142ZM141 246V247H142ZM160 246V245H159ZM171 246H173L171 244ZM223 246V245H222ZM15 247V246H14ZM28 247V245H27ZM36 247V246H35ZM60 247V246H59ZM65 247L69 248V251H72L73 249V243H71V240L67 243V244H63V246L61 248L65 249ZM87 247V246H85ZM89 247H87L89 250ZM98 247V246H97ZM97 247L96 249H90V251L92 250V252H90V254L92 255L93 253V256L91 255H88L91 256L92 258H88L89 260L91 259V261H93V264H98V260L96 259H99V256L101 257V252H97V251H100L99 247H98V250H97ZM175 247V246H174ZM56 248L54 250H56ZM60 249L59 252H60ZM142 248H147V246H143ZM154 248V246H153ZM157 248V247H156ZM192 248V247H191ZM5 249V248H4ZM3 249V250H4ZM20 249V250H19ZM17 248V250H13L14 251V254H22L24 256H26V252L27 250L24 249V248ZM76 249V248H75ZM74 249V250H75ZM151 249H152V245H151ZM170 249V247L168 248V250ZM199 249V248H198ZM2 250V249H1ZM0 250V251H1ZM66 250V251H67ZM96 250V251H95ZM47 251V250H46ZM3 252V251H2ZM31 252V250L29 251ZM44 252V251H43ZM48 252V251H47ZM54 252V251H53ZM57 251L54 252V254H57L59 253ZM63 252V251H62ZM65 252V251H64ZM73 252V251H72ZM72 252H65L66 255L65 256H70V260L72 259ZM88 252V251H87ZM86 252V253H87ZM99 254L97 256V254ZM149 252V250H148ZM227 252V251H226ZM50 253V252H49ZM64 253V254H65ZM116 253V252H115ZM114 253V255H115ZM144 253V252H143ZM156 253V252H155ZM161 253V252H160ZM30 254V253H29ZM52 254V252H51ZM173 254V253H171ZM48 255V253H47ZM56 255V257H57ZM62 255V253H61ZM140 255V254H139ZM11 256V254H10ZM28 256V255H27ZM26 256V257H27ZM32 256V255H31ZM68 256V257H69ZM77 256V255H75ZM95 256V257H94ZM117 256V255H116ZM148 256V254H147ZM167 256V254H166ZM5 257V256H4ZM23 257V256H22ZM44 258L48 259V256H46V253H45V256H43ZM51 257V256H50ZM64 257V255H63ZM61 258L60 260L63 262V260H65V257L64 258ZM74 257V256H73ZM141 257V256H140ZM139 257V258H140ZM144 257V256H143ZM255 257V256H254ZM21 258V257H20ZM24 258V257H23ZM39 258V257H38ZM42 258V257H41ZM55 258V257H54ZM58 258V259H57ZM55 259L57 260H54L53 261V258L51 261H53L54 264H60L59 262V258L60 257H57ZM75 258V257H74ZM96 258V259H95ZM138 258V259H139ZM187 259V257H185ZM8 259V258H7ZM5 260L3 259V257H1V252H0V264H12V262L10 261V259L8 260ZM27 258H25L26 260ZM30 259H33V257H31ZM137 259V260H138ZM142 259V258H141ZM144 259V258H143ZM148 259V258H147ZM262 259V258H261ZM15 260V259H13ZM44 260V259H43ZM42 260V261H43ZM101 260V258L99 259ZM140 260V259H139ZM258 260V259H257ZM41 261V262H42ZM75 262V260H73ZM86 262V260H84ZM83 261V262H84ZM159 261V260H158ZM19 263H21L22 261H17ZM41 262H37L38 264H41ZM47 262V260H46ZM45 262V263H46ZM74 262H72L74 264ZM84 262V263H85ZM89 262V261H87ZM95 262V263H94ZM166 262V260H165ZM177 262V260H176ZM18 263V264H19ZM23 263V262H22ZM21 263V264H22ZM71 264V262H68L67 264ZM82 263V264H84ZM116 263V262H115ZM183 263V262H182ZM26 264V263H25ZM47 264H50L47 262ZM52 264V263H51ZM62 264V263H61ZM88 264V263H87ZM185 264V262H184Z\"/></svg>",
    "mask_w": 264,
    "mask_h": 264
}]
</instances>
